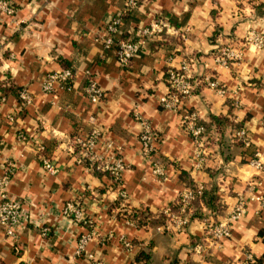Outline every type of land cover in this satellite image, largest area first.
Listing matches in <instances>:
<instances>
[{"label":"crops","instance_id":"1","mask_svg":"<svg viewBox=\"0 0 264 264\" xmlns=\"http://www.w3.org/2000/svg\"><path fill=\"white\" fill-rule=\"evenodd\" d=\"M12 1L16 14L0 15V175L8 164L14 166L8 193L24 205L29 221L15 240L0 227V264H90L75 251L80 236L91 231L94 237L87 250L105 264H136L142 252L143 264H245L248 254L263 257L264 213L257 202L248 204L231 237L200 254L195 246L204 240L205 222L223 220L238 194L251 196L250 185L264 195V174L249 164L256 154L264 156V54L244 49L241 60L228 67L216 60L223 46H240L248 31L264 32V0L143 1L124 15L121 37L136 39L157 20L169 27L149 40L126 68L118 64L114 50L105 51L95 42L125 0ZM185 59L197 61L194 77L210 74L225 90L220 95L203 86L187 102L209 132L200 165L197 145L183 129L181 114L161 104L169 90L168 69H179ZM65 69L75 71L71 89L62 85L45 94L47 75ZM86 71L103 90L98 104L84 92ZM23 90L32 99L25 108ZM136 113L157 134L163 177L140 155ZM94 125L103 130L98 151L120 157L127 165L120 185L113 186L106 175L79 162L75 139ZM241 130L247 133L248 145L236 136ZM104 141L113 148L107 151ZM42 156L55 165L56 174L45 171ZM184 173L195 186L216 193L219 213L203 205L207 218L194 219L179 234L159 231L165 223L140 228L117 214L121 192L129 207L156 215L165 212L190 188ZM69 202L80 204L88 226L63 214Z\"/></svg>","mask_w":264,"mask_h":264},{"label":"built area","instance_id":"2","mask_svg":"<svg viewBox=\"0 0 264 264\" xmlns=\"http://www.w3.org/2000/svg\"><path fill=\"white\" fill-rule=\"evenodd\" d=\"M146 0H125L124 8L115 16L111 17L105 26L96 34L95 42L101 45L103 50H114L118 64L122 68L130 65L131 61L136 58L141 51L145 48L147 42L156 36L162 34L167 29L168 23L165 20H157L153 22L149 28L142 29L136 35V39H124L121 37V28L123 25V17L129 11L136 9L140 3ZM17 12L16 6L12 0H0V15L13 17ZM153 24L156 25V30H153ZM254 48L255 50L264 54V32H257L250 30L247 32L240 46L234 47L231 45L223 46L218 52L216 60L219 64L228 67L234 66L242 58V50ZM197 63L196 59H185L179 69L169 68L167 73V81L169 90L165 96L161 98L163 108L181 114L182 127L192 137L197 145L196 158L199 165L204 160L203 142L209 135L208 129L200 123L199 116L196 112L190 111L187 108L188 100L193 96L198 83L194 80V66ZM87 84L84 92L88 99L95 104L102 101L104 93L96 82L92 72L86 71ZM75 79V71L73 69H65L58 72L50 73L47 75L43 82V92L45 94H53L56 87L65 85L67 89H71V84ZM201 83L204 87L215 90L218 94L224 95L225 90L218 81V79L210 74H204L201 77ZM22 105L27 107L31 104L32 99L28 91L23 90L20 93ZM136 120L141 127L139 139L141 144L140 155L150 163L153 172L160 177L164 176V168L161 164L158 150L155 146L157 134L152 128L149 121L143 119L137 113L135 114ZM14 121V116L9 117ZM93 123V119H91ZM246 145L249 144V138L245 130L237 132L236 135ZM19 138L24 140L25 136L19 134ZM103 139V130L94 125L89 133L84 136H78L75 143L80 148V161L90 163H97L98 168L110 173L113 181L121 184L123 173L127 169L126 163L122 158L115 155L101 154L98 151V146ZM105 142V149L107 151L113 148L112 143ZM1 145V140H0ZM41 152L45 151L44 147L40 148ZM119 163L120 167H117ZM42 164L46 172L56 174L57 168L49 158L42 156ZM250 166L253 167L259 174H264V156L256 154L250 161ZM159 169V171L157 170ZM14 173V166L10 163L0 175V227L8 239L15 240L19 232L25 229L26 223L29 221V216L24 205L18 200L9 196L8 187ZM254 184L248 187V192L251 196L246 194H238L235 206L228 211L223 220L215 221L208 220L205 222V237L203 242L195 246L197 253H203L217 245L222 239L231 237L232 229L235 224L239 222L241 217L246 213L247 206L250 202H257L260 205L261 213H264V195L259 196L254 192ZM204 191L202 186H197L195 190L185 188L175 201V205L179 208L177 211H172L168 208L164 213L167 216L165 224L160 227L159 231H166L169 234L184 233L192 223V202L196 197ZM121 197L125 198V194L121 192ZM63 214L70 219L88 226V221L80 204L77 202H69L66 204ZM11 230V231H9ZM48 230H43L45 235ZM94 232L83 234L80 236L76 243L75 255L77 258H84L90 264H105L102 260L98 259L93 253L87 250V245L90 243ZM125 247L129 248L131 245L123 241ZM199 249V251H197ZM251 255L248 254L247 257ZM252 262L255 258L251 255Z\"/></svg>","mask_w":264,"mask_h":264},{"label":"trees","instance_id":"3","mask_svg":"<svg viewBox=\"0 0 264 264\" xmlns=\"http://www.w3.org/2000/svg\"><path fill=\"white\" fill-rule=\"evenodd\" d=\"M194 80L198 83V86L194 91V93H196V91L200 90L204 85L201 83V78L194 77ZM45 153H46V150H45ZM76 153L80 155V148L78 145H76ZM84 163L90 168L91 171L106 175L112 182L113 186L118 185L117 182L113 181L109 172L103 171L100 168H98L97 163H90L87 161H85ZM184 174H185L184 179L189 184V187L195 190L197 186H195V184H192L191 180L187 178L186 173ZM217 201H218V198L214 191L204 190L202 194L198 195L196 199L192 202V206H191L192 220L194 219H204L205 220L207 218V214H205V211L202 208L203 205L207 208L206 211H210V213H213L214 215L219 213L221 211V206H219ZM174 203L171 205L170 208L172 209V211H177L179 206L175 205ZM116 208H121V211L117 212V214L120 217H123L126 220L133 222L136 226L140 228L154 227L156 225L165 223L167 220V216L164 212L156 215L146 208L135 209V208L129 207L125 203L124 197L119 198L118 204L116 205L115 209ZM145 258H146V252H142L137 258L136 264H143ZM253 262H255V264H264V256L259 259H255L252 262H247L245 264H253Z\"/></svg>","mask_w":264,"mask_h":264},{"label":"clouds","instance_id":"4","mask_svg":"<svg viewBox=\"0 0 264 264\" xmlns=\"http://www.w3.org/2000/svg\"><path fill=\"white\" fill-rule=\"evenodd\" d=\"M142 10V9H141ZM247 10V9H246ZM153 30H156V25L155 24H153ZM169 31H171V29H169ZM9 47H10V45H9ZM9 67V65L8 64H5L4 65V68H8ZM54 131V130H53ZM57 135H62V133H56ZM43 135H47V133H44ZM61 147H63V145H61ZM117 167H120V165H119V163H117ZM158 171H159V169H157ZM114 196H115V194H113V198H114ZM93 207H95V205H93ZM9 231H11V230H9ZM29 239H31V237H29ZM9 242H11V241H9ZM197 251H199V249H197ZM247 259L248 260H251L252 259V257H251V255H249L248 257H247ZM17 264H19V262H17ZM68 264H71V261H69L68 262ZM253 264H255V262H253Z\"/></svg>","mask_w":264,"mask_h":264}]
</instances>
